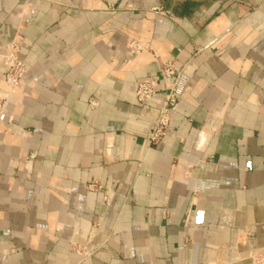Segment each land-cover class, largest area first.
<instances>
[{
	"label": "crops",
	"instance_id": "0c3cea01",
	"mask_svg": "<svg viewBox=\"0 0 264 264\" xmlns=\"http://www.w3.org/2000/svg\"><path fill=\"white\" fill-rule=\"evenodd\" d=\"M16 39L0 264H264V0H0ZM165 61L179 101L149 145L162 99L134 96Z\"/></svg>",
	"mask_w": 264,
	"mask_h": 264
},
{
	"label": "built area",
	"instance_id": "2783aa9c",
	"mask_svg": "<svg viewBox=\"0 0 264 264\" xmlns=\"http://www.w3.org/2000/svg\"><path fill=\"white\" fill-rule=\"evenodd\" d=\"M109 5H114L117 0H104ZM21 39H16L0 51V66L4 70L3 81L6 92L0 95V122L7 116L12 97L21 89L24 78L28 73L26 64L20 58ZM128 48L134 55H139L145 50L144 45L135 39L128 41ZM180 71L175 62L165 61L160 63L158 76L152 80L141 82L135 92V100L144 104L153 98L161 97L162 103L159 115L151 130L147 134L149 145L163 142L171 125V117L179 101L178 84ZM89 191H99L97 183L87 186Z\"/></svg>",
	"mask_w": 264,
	"mask_h": 264
}]
</instances>
